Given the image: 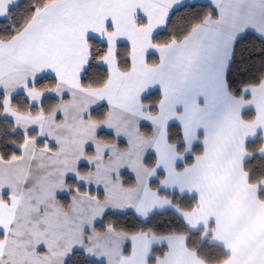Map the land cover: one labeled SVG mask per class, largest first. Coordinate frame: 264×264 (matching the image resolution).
I'll use <instances>...</instances> for the list:
<instances>
[{
  "label": "snow or ice",
  "instance_id": "snow-or-ice-1",
  "mask_svg": "<svg viewBox=\"0 0 264 264\" xmlns=\"http://www.w3.org/2000/svg\"><path fill=\"white\" fill-rule=\"evenodd\" d=\"M0 264H264V0H0Z\"/></svg>",
  "mask_w": 264,
  "mask_h": 264
}]
</instances>
